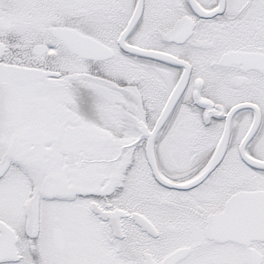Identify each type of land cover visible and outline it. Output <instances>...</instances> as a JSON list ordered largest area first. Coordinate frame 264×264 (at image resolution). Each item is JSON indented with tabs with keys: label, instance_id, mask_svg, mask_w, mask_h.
Returning <instances> with one entry per match:
<instances>
[{
	"label": "snow or ice",
	"instance_id": "6c2138e0",
	"mask_svg": "<svg viewBox=\"0 0 264 264\" xmlns=\"http://www.w3.org/2000/svg\"><path fill=\"white\" fill-rule=\"evenodd\" d=\"M0 264H264V0H0Z\"/></svg>",
	"mask_w": 264,
	"mask_h": 264
}]
</instances>
